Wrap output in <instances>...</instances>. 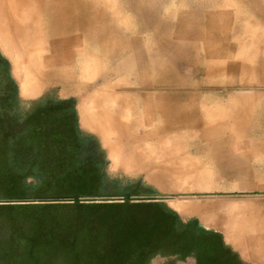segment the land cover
<instances>
[{"label": "rangeland", "instance_id": "1", "mask_svg": "<svg viewBox=\"0 0 264 264\" xmlns=\"http://www.w3.org/2000/svg\"><path fill=\"white\" fill-rule=\"evenodd\" d=\"M85 2L98 11L93 30L86 33L85 64L92 62L101 65L104 70L113 66L112 63L98 59L97 55L104 49L101 50L100 45L95 43L96 38L130 40L140 50H143L140 48L142 46L146 48L144 51L151 50L153 60L166 61V64L163 63V72L157 67L150 69L145 83L147 87L155 85L154 88H160L172 96H180L181 100H185L189 95L195 98V110L184 120L194 124L190 128L182 127L178 132L166 131L163 137L170 149L177 145L183 147L182 158L175 159V152L171 153L170 162L176 160L173 165L183 166L182 172L190 171L191 164H195L194 168H203V171L206 167L213 171L214 167L215 172H221V168H217L222 166L212 163L221 162L218 157L225 152H237L246 157L247 165L252 164L256 171H262V174L254 177L264 180V0ZM132 52L134 51L128 50L125 55L135 57V52ZM120 59L122 58H118ZM146 61L151 67L152 60ZM237 61H241V68L233 69L232 66ZM14 70L11 57L0 45V151L4 153V158H0V187L6 188L12 186L15 178L21 176L15 175L17 170L24 174L34 168L37 173H42L39 174L42 178L45 176L44 172L49 171L54 163H65L63 160L54 162L55 159L46 152L53 153L54 149L59 148L64 153L78 156L70 158L72 162H81L83 159L80 158V152L85 149L79 140L80 136L84 134L93 136L95 140L102 139L98 131L87 128L80 112L83 107L90 105L87 97L96 94L95 90L74 91L52 73H47L42 77L41 88L36 92L23 94ZM83 80L86 83H94L98 82L99 78L85 72ZM109 81L111 84L120 83L125 86L138 83L135 77L123 71L112 75ZM110 82L103 81L99 84L102 89L99 97L107 106L108 100L102 95L109 96L107 89ZM222 110L228 113L229 126L220 127L217 136H209L206 128L214 126L217 122L216 119L212 120L211 114L213 111ZM118 114L124 121L130 118V111H120ZM78 115L79 119L76 117ZM238 117L243 123L239 132H236L234 128ZM159 122L162 123L163 120ZM137 130L141 128L138 126ZM97 143L96 141L91 145ZM148 143L151 145V140ZM98 144L102 150L103 176L100 180L102 193L97 195L96 201L100 200V197H106L119 201V204L122 200L132 204L129 199L146 197L158 199L155 201L173 207L175 199L183 203L190 200L203 202L206 194L218 192V188L222 189L217 185L214 188H200L196 182L191 186L175 188L169 175L163 178L164 183H159L158 180L150 181L144 171H115L112 157L105 153L104 141L101 140ZM69 166L68 170L75 176L86 171L78 166L72 167L73 164ZM155 170L156 168L150 167L147 172L154 174ZM192 172L193 175L184 180H196V175ZM213 176L222 177L216 173ZM150 192L163 194L154 196ZM99 193L97 191V194ZM13 199L12 194L2 195L0 192V230L6 224L4 213H8L5 211L7 207H4L7 205L3 203H13ZM179 205L181 210L188 214L200 209L195 203ZM91 206L94 205L86 202L80 208V214L92 215L96 207ZM17 208L20 209V206ZM13 210L10 209L11 212ZM41 213L42 216L47 215L46 207L42 208ZM17 214L20 216L21 213Z\"/></svg>", "mask_w": 264, "mask_h": 264}, {"label": "crops", "instance_id": "2", "mask_svg": "<svg viewBox=\"0 0 264 264\" xmlns=\"http://www.w3.org/2000/svg\"><path fill=\"white\" fill-rule=\"evenodd\" d=\"M79 140L83 161L72 162L77 155L57 148L46 154L65 163H54L42 178L34 168L17 170L21 176L12 186L0 187L2 195L14 197L3 203L8 213L0 230V264H264V180L254 177L262 171L247 165L244 155L222 154L221 162L212 163L221 172L194 169L198 187L222 188L203 202L175 199L171 207L139 197L119 204L106 197L96 201L102 193L101 140L84 134ZM70 164L86 171L75 176ZM86 202L96 207L92 215L80 214ZM179 203L200 209L188 214Z\"/></svg>", "mask_w": 264, "mask_h": 264}, {"label": "bare ground", "instance_id": "3", "mask_svg": "<svg viewBox=\"0 0 264 264\" xmlns=\"http://www.w3.org/2000/svg\"><path fill=\"white\" fill-rule=\"evenodd\" d=\"M97 14L98 11L89 7L85 0H0V45L12 59L21 92H36L42 87V77L47 73H52L74 91L95 90L96 94L87 95L90 105L80 112L87 128L100 133V140L106 146L105 153L112 157L115 171H144L150 181L158 180L159 183H164L163 178L169 175L174 186L195 184L194 179L191 182L184 180L193 175L192 171L195 173V164L190 165L188 172H182L181 165H173L175 159L182 158L183 147L177 145L170 149L163 138L166 131L178 132L180 128H190L194 124L184 120L195 110V98L189 95L181 100L182 97L165 93L154 88L155 85L147 87L145 83L150 69L157 67L163 72L166 61L153 60L151 50L144 51L146 48L143 46L140 50L130 40L96 38L95 43L104 49L97 55L98 59L113 66L104 70L92 62L85 64L86 33L93 30ZM128 50L134 51L135 57L125 55ZM120 57L122 59L118 60ZM145 59L152 60L151 67ZM241 64L237 61L232 68L239 69ZM119 71L135 77L138 83L127 86L111 84L110 77ZM85 72L99 78L98 82L86 83L83 80ZM103 81L110 82L109 96L102 95L108 100V106L99 97L102 90L99 84ZM120 111H130L128 121L120 117ZM227 114L223 110L212 112V120L219 123L215 122L218 127L214 124L206 128L209 136L215 137L220 127L229 126ZM236 122L234 130L239 132L243 121L238 117ZM150 140L151 145L148 143ZM172 152H175V159L170 162ZM150 167L156 168L154 174L147 172Z\"/></svg>", "mask_w": 264, "mask_h": 264}, {"label": "water", "instance_id": "4", "mask_svg": "<svg viewBox=\"0 0 264 264\" xmlns=\"http://www.w3.org/2000/svg\"><path fill=\"white\" fill-rule=\"evenodd\" d=\"M153 195H154V196H157V195L159 196V194H158V193H155V194H153Z\"/></svg>", "mask_w": 264, "mask_h": 264}]
</instances>
